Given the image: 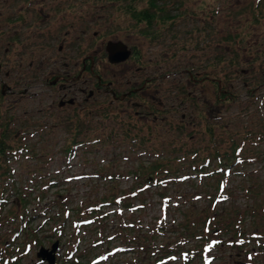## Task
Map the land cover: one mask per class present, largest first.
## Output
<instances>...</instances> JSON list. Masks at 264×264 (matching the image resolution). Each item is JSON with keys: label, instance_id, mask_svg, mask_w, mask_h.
I'll use <instances>...</instances> for the list:
<instances>
[{"label": "rangeland", "instance_id": "374dc122", "mask_svg": "<svg viewBox=\"0 0 264 264\" xmlns=\"http://www.w3.org/2000/svg\"><path fill=\"white\" fill-rule=\"evenodd\" d=\"M8 1L9 3L14 2L12 4L14 9L22 5L21 7L25 10L30 2L28 8H31L32 4L34 7L40 5L43 8V16L47 15L44 18L39 17V11L36 9L37 14L33 16V12L26 10L25 19L19 20L22 22L15 23L10 20L7 11H3L0 14V22L9 20L6 21V24L4 23V26H2L3 23L0 24V27H3V35L0 34L2 37H0V58L3 59L8 56L7 61L4 63V68L9 66L10 71L8 75H5L3 72L4 68H2L0 77L6 78L7 81L10 80L14 86H17L16 88L20 87L22 89L26 84L29 85L25 92L26 95H7L5 98H0V113L3 115L0 117V128L1 121L6 118L9 126L14 128L11 131L14 139L10 138L12 143L15 145L21 144V147H16L15 150L7 149V161L13 171L15 181L22 187V191L34 195L29 205L33 206V204L38 202L36 201L37 194L43 191V197L38 203L43 204L44 201H47V205L50 206V210H46V212L43 211L42 207L33 209L32 212H35V215L32 223L34 224L36 221L42 220L47 213L52 212L54 214V211L58 209V204H54L58 203L57 201H49L56 196L58 191L68 192V199L76 202L80 197L88 196V194L93 195L98 192H105L109 188H113V184H116V187H120L122 191L129 189L130 185L135 183L134 168L140 167L142 164L149 166L150 158L160 154V151L164 154L173 155L176 154V151L181 146L187 150L193 148L199 151L201 155L210 156V160H208L210 163L208 164L209 169L214 168V166L217 168L219 161L216 154L223 153L226 150L231 151V136L229 134L234 131L237 136H240L244 130L243 120L251 124L256 119L253 126L257 127L263 118H261V115H264V94L261 90L264 89V84H261L262 88L255 89L258 98L250 102V104V95H248L247 89L249 85L256 83L254 77L257 75L255 74L258 66L257 60L250 62L248 57L242 58L243 56H240L237 60L234 58L235 60L231 61L226 57L225 61L217 62L219 67L217 70L215 69L217 68L216 64L207 63L215 56L228 53L227 51L223 52L221 49L223 44L228 49L229 43L233 44L232 38L226 37L224 39L221 37H224L223 34L228 30L231 32L239 31L243 37L248 36V40L255 39V37L260 35L264 38V18L260 24L254 21V23L244 26L241 14L236 16V13L232 11V8H236L238 2H240L239 5H248V3H254L256 0H183V3L178 4V8H181L186 3L195 9L193 15L190 16L192 19L189 17L188 22H184L185 18H183L178 24L176 22L173 24L179 31L178 33L186 36V31L189 32L190 27L197 22L198 12L201 9H203L205 14L204 23L211 22V27L216 31L209 34L208 32L206 33L204 41H200L204 46L192 47L190 45L191 47L187 49V55L185 56H188V60H193L192 63L194 62L197 68L204 63L206 67H210V71H217L216 73L227 72L230 75V86L233 85L231 92L227 93L231 94V98H221L219 103H214L213 99H211L212 107L208 111V117L201 112L203 109L201 99L198 100V98L190 97V95L186 97L188 95L187 92L191 88L195 89L194 94L197 96L199 87L197 85L185 86L187 75L178 73L175 75L176 73L172 72V77H169V80L167 79V82H163L162 85L168 83L170 84V86L167 84L169 87L172 86L171 88L174 91L171 99L176 111L171 116L169 115L166 121H161L164 122L162 125L150 120L149 117L146 119L139 118L138 115L136 116L127 111L121 112L116 116L112 115L109 118L102 117V113L99 112L100 109H97V107L95 109V106L90 118H85V114H78V123L82 122L89 126V122L86 119H90V125L93 128H88V131L91 129V134H95V124H103L105 128H117L121 132H124L129 126L128 129H131L132 132L137 130L141 133L145 142L139 140L133 142L127 140V138L122 139V134L118 133L119 135L114 134L113 137L96 139L91 147L85 146L86 142L77 143L71 158H66L63 151L65 150L64 146L71 138V134L77 131L76 128L78 126L75 125L77 122L75 123L74 120V117L77 116L74 113H64V108H62V111L59 109L56 104L57 96L47 93L49 90L48 84L41 79L40 74L47 72L46 69L52 64L50 62L54 59L53 57L58 56L56 57L58 62H62L64 59L72 62L83 53V50L85 51L91 46L94 47L101 40V33L109 36L119 33L121 37L126 38L131 43L142 40L144 43L142 48H145L148 53L152 46L149 42V45H147L145 40L151 39L150 42L154 45L159 41L154 39L156 37L152 38L144 34L142 32L144 26L141 27L139 23L132 26L131 23L134 17L124 11V8L121 7L122 2L118 3L116 0H0V7L3 9ZM209 1L217 2L215 11H208V7L204 6V3L211 4ZM80 10H82V14L85 13L82 17L79 16ZM242 10L244 11V9ZM89 16L93 19L89 20ZM35 17H38L40 21L39 25L37 24L38 30L35 35L31 36L28 34L29 37L26 38L27 34L24 32L29 26L34 28V24H30L34 22L33 18ZM261 17H264V13ZM84 23H87V32L83 33V38L79 34L78 29ZM14 26H17L21 31L20 37L16 35L15 38H12ZM184 26L186 29H182ZM67 27H72L71 30L73 32L69 33V36L72 37L70 39L66 38L65 44L58 49L61 34L65 32ZM53 29L58 33L56 37L51 36V33H55L52 31ZM96 29H98V33L101 36L93 35L91 31ZM75 34L77 37H75ZM36 35L38 37H35ZM192 38V40H195L197 34ZM166 42L167 39L164 40L165 44ZM261 46L258 45V48H260L259 52H261L260 54H262L264 59V45L263 47ZM5 53L7 56H3ZM229 54H232V50H230ZM42 57L45 67L42 68L43 66H41L39 68L42 64L40 63ZM252 59L254 58L252 57ZM28 60H32L33 65H30ZM176 65L179 64L176 63ZM29 82H36V84L30 85ZM208 82V80L204 81L205 84L210 85ZM180 84H183V89ZM210 95L212 96L211 93ZM181 97H185L186 100L183 103H187L186 106H180L182 104ZM96 98L93 102L94 104H100L101 99H104L100 95L96 96ZM51 102L55 103V105L52 103L55 107L50 105ZM133 107V105L129 104L131 111ZM181 112H185L186 117L183 118ZM185 118L188 120L187 122H185ZM206 124L213 125L219 136H213L212 134V137H210ZM164 127L168 129H164ZM253 138H256L255 141H246L245 149L248 151L250 148L252 150L257 148L260 153L256 154V157H250L251 161L247 163L244 169H240V166H238L240 163H237L238 165L236 163L228 165L229 169L223 170L225 173L222 174V181L224 182L222 190H217L215 186L216 178L220 175L218 172H214V175H211L198 174L195 171H191L189 176L186 173L190 172L188 167H190L191 161H189L187 155L183 158H172L170 156L168 163L172 165L171 168L168 167L169 170L167 169L166 171L162 170V167V169H158L163 176L166 175L165 178L167 179L162 183L166 184L165 189L167 191L166 194L169 195L168 198L163 200L158 191L160 186L151 183V187L145 188L142 192L145 193L146 197L144 206L141 209L137 208L133 211L130 207L121 206L119 202H108L104 205V209L111 208L106 217L109 229L113 226L115 230H119L117 233L109 231L106 236L110 237V242L106 239L108 237H96L94 239L88 237L90 233L93 234L95 232L91 230L96 229H90L91 226L89 225L87 228H82L81 224L78 225L79 228L73 226L75 222L72 218L75 217L73 215L66 218L67 222L63 229L55 230L52 225V223H56L55 221L42 225L37 231L36 238L33 235L28 236V234H25L23 229L16 233L10 230L15 221L11 222L10 218L7 220L4 217L0 221V252L3 253V257H0V264L6 263L4 262L6 256L9 261L11 255H20L17 262L12 261V264H47V261L41 260L39 255L35 254V251L41 245H49L50 247L55 239H57L59 245L58 247L56 246V254L59 258L57 264H61L65 257L73 258L75 254L80 253V249L84 251V254L80 256L81 259L86 258L85 264H123L126 261H135L133 264H234L237 261L235 259H241L243 264L246 258L251 261V264H264V250L258 248L259 244L256 241L251 238L245 243V247L238 248L229 244L228 237L231 235L228 233L229 231L221 235V242L218 241V237H220L218 234L216 235L212 231L207 232L210 236L207 240H215L213 247L207 248L205 254L207 259L200 257L198 253L194 256L195 258L191 263H185L183 258L185 246H194V243L198 246L199 237L192 235L189 230L202 228L201 218L205 213L208 212L215 216L217 215V217L222 213V216L226 217L230 206H238L239 208H245L244 212L246 215L244 219H247L246 222H249L250 225L252 224V218L257 216L249 212L248 208H253L252 204L258 200L264 204V139L258 137L257 133H254ZM97 166L106 168L116 166L115 169L120 170V172L116 177L103 176L98 174ZM174 168L176 169L173 170ZM250 179L253 182L258 180L260 188L258 186L257 188L261 191L260 193H257L258 190L255 187L251 189L253 193H250V190L246 191L245 186L246 183L251 181ZM10 180L8 175L0 171V190L3 188L1 197H4L3 200L5 199L0 205V214L2 215L8 211L16 194L9 185ZM144 183L148 185L149 181H144ZM135 202L138 203L139 201L135 199ZM164 205L167 206L165 209ZM262 210H264L263 207L255 209L257 213ZM131 216L133 226L130 229H127V227L119 229L121 223L130 222V219L127 218H131ZM159 216H164V220L167 221V228H170L169 224L171 222L176 228L174 231L165 230L163 236H159V238L166 237V239L170 238L173 240L175 237L176 244L182 243L183 245H179V252L176 250L173 253H169L170 256L165 255L160 261H156L153 258V252L146 253L145 249H140L139 238H142L143 229L145 233L152 230L151 227L155 226L156 219L160 218ZM193 218H196L195 223L191 224L194 226H189L188 219L192 220ZM138 220L141 221V224L143 223V226H140L141 229L136 224ZM76 229L80 231L81 236L84 230L86 231L81 238L79 248L70 247V245L74 244L72 237L75 235L76 232L74 230ZM134 234L137 240L135 238L129 239ZM178 235H182V237ZM12 238L15 240L14 247H12L10 252L5 240ZM207 240L204 242H207ZM200 245L202 244L200 243ZM106 249H108L109 253L104 257H100V254Z\"/></svg>", "mask_w": 264, "mask_h": 264}, {"label": "trees", "instance_id": "16d2710c", "mask_svg": "<svg viewBox=\"0 0 264 264\" xmlns=\"http://www.w3.org/2000/svg\"><path fill=\"white\" fill-rule=\"evenodd\" d=\"M116 1H118V3L122 2L121 7L124 8V11L127 12L130 16L134 17V20L132 19L131 25L135 26L137 25V23H139L141 27L144 26L142 32L144 34H147L148 36H151L152 38H154V36L157 37L159 35H164L165 37H167L165 32H168V31L170 32V38H173L175 35L181 37L182 36L181 33H178L179 31L177 30V28H175V25L173 24L175 22L179 23V21H181L183 18H185L184 22L185 21L188 22L189 17L193 15V12L195 9V8H192L191 6H188V4L186 3H184V5L181 6V8H178V4L183 3V0H116ZM209 2H211V4L204 3V6L208 7V11H211V10L215 11L216 10L215 5L217 4V2H214V3L212 1H209ZM239 3L240 2H238L236 8H232V11L233 13H236L235 14L236 16L238 14H241L242 20L244 21V24H243L244 26H246L249 23L252 24L254 23V21L259 22V24L262 22L261 20L264 18V17H261V15L264 13V0H256L254 3L252 2L248 3V5H245V4L239 5ZM242 9H244V11ZM198 13H199L198 14L199 16L197 18V22L190 27L189 32L186 31V36L182 39L183 42L185 43L187 42V44L189 46L191 45L192 47L204 46L203 43L202 44L200 43V41L201 40L204 41V37H206L207 35L206 33L208 32L209 34L210 32H216L215 29L213 30V27H211L212 26L211 22H207V24L204 23L203 19H204L205 14L203 13V9H201ZM190 18L192 19V17ZM153 19H155L157 22L154 23ZM198 20H201V21H198ZM182 29H186V27L184 26V28ZM204 30H206V32H204ZM196 34H197V38H195V40H192L193 39L192 37L196 36ZM223 35L224 37L223 36L221 37L224 39L226 37L232 38L233 44L229 43L230 45L229 49L224 44L221 46L222 51L223 52L227 51L228 53L227 54L222 53L219 56H215L207 63H211L212 65H214V64H217V62L219 63L221 61H225L227 58L228 60L233 61L235 59L237 60L240 56L241 57L243 56L242 58L248 57L249 58L248 60L250 62L257 60L258 66H257V69L255 70V74L257 75L254 77L256 79V83L254 84L252 83L247 88L248 95H250V98H249V104H250V102H253V100L255 101V99L258 98L255 92V89L261 87V84H264V69H263L264 59H263L262 54H260L261 52H259L260 48H258V45H262L261 47H263L264 38L261 37L260 35L259 37H255V39L253 38L252 40L251 39L248 40V36L243 37L239 31L231 32L229 30L226 31ZM164 36L161 38H164ZM176 40H174L173 38L171 42L177 43ZM177 45L179 46L178 43ZM183 47L185 48L186 45H183ZM230 50H232L233 55L229 54ZM252 57L254 59H252ZM177 60L179 59H176V57H173V60H172L173 64H175ZM192 61L193 60H188L189 66L190 65L195 66L194 62L192 63ZM209 72H210V75L213 77L212 81L215 84V86H217L218 81H219V84L221 86V90L219 93L220 97L222 99L231 98V94H227L228 92L229 93L231 92V88L233 86V85L230 86V82H229L230 75L224 71H222L221 73H216L217 71L209 70ZM261 91L264 94V89ZM2 116L3 115L0 113V117ZM262 117L264 118V115H261V118ZM263 118L261 119L260 123H258L257 127L253 126L254 122H256V119H254V122H252L251 124H248L246 123L247 122L246 120H243L244 130L242 131V134L240 136H237L234 131L229 134V136H231L230 137L231 151L226 150L223 153L216 154L218 157V161H219V163H217V166H218L217 168H215L214 166V168L209 169L208 164L210 163L208 160H210V156L204 155V154L201 155L199 151L193 148L190 150H187L185 147L182 148L181 146V148L178 149V151H176V154H173V155L164 154V153H161L160 151L159 152L160 154H157L153 158H150L149 163H148L149 166H144L142 164L140 165V167L138 166L134 168L133 175L135 176V183L130 185L129 189L122 191L120 187H116L117 185L113 184L114 187L109 188V190L105 192H100V193L98 192L97 194H93V195L88 194V196L80 197V199H78L76 202H73L70 199H68L69 198L68 192L58 191L56 193V196L49 200L51 202L57 201L58 203H54V204L55 205L58 204V209L54 211V214H52V212L47 213V215H45L42 220L36 221L35 224L32 223L33 217L35 215L34 214L35 212H32L33 209H36L37 207L39 208L42 207L43 211L46 212V210L47 211L50 210V206L47 205L48 203L47 201H44L43 204L38 203L41 201L43 197V193H44L43 191L37 194L36 201L38 202L33 204V206H30L29 204L31 203V199L33 198L34 195L31 194L32 195L31 196L29 192L27 193L23 192L22 187L19 184H17V181H15L14 176H13V171L11 170L10 164H8L9 162L7 161L8 153L6 152H8L7 150L8 148L9 150L12 151V150H15L16 147L17 148L21 147V144L15 145L12 143L10 138L14 139L13 133L11 132L14 130V128L9 126L7 122L8 120L4 118L1 121V128H0V171H2L3 174H6L8 175V177H10L11 180L9 181L10 183L9 185L11 186L12 190L16 194L14 195V198L11 201L12 205H10L8 211L5 214H3L4 216L0 214V221H2L4 217L7 220L8 218H10L11 222L15 221V224L12 225V227H10V230L16 233L17 231L23 229V231H25V234H28V236L33 235L36 238L38 234L37 231L39 228L42 227V225L47 224V223L50 224L51 223L50 221L52 222L55 221L56 223H52L53 228L55 230H58L59 228L63 229L64 225L67 222L66 218H68V216L70 215L71 216L73 215L75 216V217H72L75 221L73 223V226L79 228L77 224L80 223L82 228H87V226L89 225L91 226L90 229L98 230V231L91 230L95 232L93 234L90 233L88 237H91V239H94L96 237H100V238L108 237L106 239L108 240V242H110L111 241L110 237L106 235L109 233V231L117 233V231L119 230H115L114 229L115 227L113 228V226H111V229H109L108 219L107 220L104 219L107 213L104 214L105 212H102L104 211L102 209L104 203L119 202L125 206L126 205L128 206V205H133L136 199L139 201L138 202L139 204L136 205V207L141 209L144 206V200L146 197L145 193H142V192L145 190V188H149V186L151 187V182L153 183V181L155 182V184L157 183V185L160 186L159 193L165 196L167 192L165 189L166 184L162 182H165L166 181L165 179L167 178H165L166 175L163 176L162 172L160 173L158 169L162 167L163 169L162 168L161 169L166 171L168 167L171 168L172 165L168 163L170 160L169 159L170 156L172 158L173 157L183 158L184 156L187 155V158L189 159V161H191V165L190 167H188V170L190 172H187L186 175L190 176L191 171H195L198 174L205 173V174H211V175H214V172L215 173L218 172V174L220 175L217 176L216 178L215 186L217 190L218 189L222 190L223 185H224V182L222 181V174L225 173L223 170L229 169L228 165H230L231 163H236V164L240 163V165L238 164L237 165L240 166V169H244L246 168L247 163L251 161L249 158L256 157V154L260 153V150H258L257 148L253 150L250 148L248 151H246L245 148H246V143H247L246 141H250V142L255 141L256 138H253L254 133H257L258 137L264 139V119ZM81 123L77 122L75 124L78 126L76 128L77 131L76 132L74 131V133L71 134V138L67 141V143L64 146L65 150L63 151H64V154L66 155V158H71V155L76 148L75 142L85 143V139L87 138L85 127L87 126L84 123L82 124ZM95 127H97L100 134H96L95 132L94 134L95 137L92 138V143L95 142L96 139L98 140V139L106 138L109 136L113 137L114 134H118V133L122 134L121 136L122 139L127 138V140H130L133 142L138 141V140L145 142V139L142 137V134L139 133L137 130L136 131L134 130L135 132H132L131 129L127 128L124 132H121L117 128L116 129H114L113 127L105 128L103 124H95L94 128ZM207 129H209L210 131L213 130L211 125H208ZM235 131H239V130H235ZM212 134H209V136L212 137ZM217 136H219V133L217 134ZM189 153L190 155H188ZM109 167L106 168V167L97 166L96 169H97L98 174L100 175H103V176L109 175L110 177H116V175H118L120 170L115 169L116 166L115 167L109 166ZM175 169L176 168H174L173 170ZM235 169L239 170L237 168ZM250 180H251L250 182L246 183L245 187H246V191L250 190L249 192L253 193L251 189L255 187L258 190L257 186L259 188L260 186L258 185V180L256 182H253L252 179ZM144 181H149L148 185H146ZM2 191H3V188H1L0 190V205L5 200V199L3 200L4 197L3 198L1 197V195L3 194L1 193ZM260 192H261L260 190L257 191V193H260ZM252 206L253 208L251 207L248 208V211L252 212L253 215L255 214L257 216L252 218L251 225L249 222L248 223L246 222L247 219L246 220L244 219L246 215L244 212L245 208H239L238 206L237 207L230 206V208L228 209L229 214L227 213L226 217L222 216V213H221L222 211L218 212V213H221L218 217L217 215L215 216L214 214H211L208 212L205 213V215L201 218L202 228L201 229L194 228V229L189 230V232L192 235L199 237V240H198L199 242H198V246L196 245V243H194L195 244L194 246H189V245L185 246L184 248L185 255L183 254L184 262L191 263L192 260H194L195 258L194 256L197 255V253L200 257L206 256L205 254L207 252V248L208 249L212 248L213 247L212 245L215 242L214 239L207 240V238L210 237L207 232H210V231L220 236L218 237L219 242L222 241L221 235L224 234L226 231H229L228 233L231 234L230 237H228L229 244L237 246L238 248L243 247L244 245H246L245 243H247L249 239L252 238L254 241L257 242V244H259L258 248H261V250H264V210L259 211L258 212L259 215L255 211V209H258V208L259 209L262 207L264 208V204L263 202L258 200L254 204H252ZM80 219L84 220L82 221L83 223L80 222ZM129 221L130 222L132 221V223L123 222L119 225V229L123 227H127V229H130L133 226L132 216ZM195 221H196V218H193L192 220L188 219V225L194 226L191 224H194ZM166 222L167 221L163 219L161 220V222L157 224L155 223V226L151 227L152 230H149V232L147 233H145L143 229L142 238H139L140 239L139 243L141 245L140 249L141 248L145 249L146 253L153 252V255H154L153 258L156 259V261H160V259L164 257L165 255L170 256L169 253H173L176 250L177 252H179L180 250L179 245L180 244L183 245L182 243L176 244L175 237L173 240L170 238L166 239V237L159 238V236H163V233L165 230L174 231L176 229L175 226H173L172 222L171 224H169L170 228H167ZM136 224L138 225L139 228L140 226H143V223L141 224V221H139L138 223L136 222ZM77 229L75 230L76 232L75 235L72 237L74 244L70 245V247H73V246L80 247L81 238L84 236V233L86 232L84 230V233L81 236L80 231H77ZM135 236L136 235L134 234L132 237H129V239L131 238L134 239ZM156 236L157 238H155ZM178 236L182 237V235H178ZM14 240H15L14 238L10 240H5V244L7 243L10 245V248H9L10 252L12 251V247H14L13 245ZM206 240L207 242H204ZM200 243L202 245H200ZM79 251L80 253H77L76 255H74V258L70 257L69 259V257H65L61 264H85L84 262L86 261V258L81 259V256H80L84 254V251L81 249ZM70 252H71V249H70ZM19 257L20 255L19 256L14 255L11 259H9V261L8 259H6L5 264H12V261L17 262ZM205 258L207 259V257ZM58 259L59 258L57 257L56 263L58 262ZM235 260L237 261L234 262V264L241 263V259L240 260L235 259ZM134 262L126 261L123 264H133ZM245 263L251 264V261L247 260L246 258L244 259L243 264Z\"/></svg>", "mask_w": 264, "mask_h": 264}, {"label": "flooded vegetation", "instance_id": "af4514ba", "mask_svg": "<svg viewBox=\"0 0 264 264\" xmlns=\"http://www.w3.org/2000/svg\"><path fill=\"white\" fill-rule=\"evenodd\" d=\"M13 3L14 2L9 3L8 1L7 4L4 5L3 9L0 7V14L3 11H7V15L9 16L10 20L15 23L22 22L19 20L25 19L27 13L26 10L33 12L32 14L34 16L37 14V9L39 11V17L41 16L42 18H44L47 16H43V8L40 5H36L34 7L32 4V7L28 8L31 3L30 2L29 5L26 6V9L23 10V8L21 7L22 5H19L14 9L12 5ZM81 11L82 10L79 11L80 17L85 14H82ZM88 19L92 20L93 18L89 16ZM6 21H2L0 22V24L3 23L2 26H4L6 24ZM33 21L34 22H32V24L30 25L34 24V28H31V26H29L24 32L27 34L25 36L26 38L29 37L28 34H30L31 36L35 35L38 30L37 24L40 22L38 17L33 18ZM153 22L156 23L157 21L153 19ZM2 28L0 27L1 35H3ZM86 28L87 23H84L78 29L79 34H81L83 38V35L87 32ZM71 29L72 27H67L65 28V32L61 34L58 49L62 48L63 44H65L66 38L70 39L72 37L69 36V33L73 32V30ZM52 31H54L55 33H51V36L56 37L58 33L55 31V29H53ZM91 32L94 36L102 35L100 38L101 40L98 41L94 47L91 46L90 48H87V50H83V53L77 56L72 62H69L66 59H64L62 62H58L56 60V57L58 56H54V59L50 62L52 64L49 66V68L46 69L47 72H43L40 74L41 79L46 84H48L47 86L49 87V90L47 93H52V95L57 96L56 104L58 105L59 109L62 111V108H64V113H74L77 116L74 117L75 123L77 122V120H79L78 114H85V118H90L94 110L93 107L95 106V109L96 107L97 109H100L99 112L102 113V117L109 118L112 115L116 116L121 112L124 113L127 111L136 116L138 115L139 118L146 119L149 117L150 120L158 122L160 123V125L164 124V122L161 121H166L169 118V115L171 116V114L176 111V108L174 107L173 101L171 99L174 91L171 88L172 86L169 87L170 84L168 83L167 84L169 86L167 84V86L162 85L163 82H167V79L169 80V77H172V72H175V75H177V73L188 75V78L185 80L186 84L184 83L185 86L197 85V87H199V90H197V96L196 94H194L195 89L190 87L191 90L187 92L188 95L186 97H189L190 95V97H196L198 98V100L201 99L203 108L202 111L206 116H208V111L212 107V103H210L211 99H213L214 103L220 102L221 97L219 93L221 90V86L219 84V81L217 86H215V84L213 83V77L209 72L210 67H206L204 63L201 65V67L199 66L198 68L197 66L188 65V56L186 57L185 55H187V48H189L190 46L187 44V42L185 43L182 41L185 36L182 35L180 37L175 35L173 37L174 40L177 39L176 41L179 46L177 45V43L171 42L173 38H170L169 31L165 32L167 37H165L164 35H159L157 37L154 36L156 37L154 39L156 41H159L156 45L150 42L151 39H147L145 40L147 41V45H149V42L152 46V49L149 50L148 53L145 48H142L144 44L142 40L131 43L127 41L126 38L121 37L119 33H115L114 35L112 34V36H109L108 34L103 35L102 33L100 35L98 33V29L92 30ZM12 33V38H15L16 35L20 37L19 35L21 34V31L17 26H14ZM77 35L75 34V37H77ZM163 36L164 38H161ZM35 37H38V35H36ZM166 38L167 42L165 44L164 40ZM112 39L114 42L118 43L117 45L119 48H129V51L125 57L119 59H110L108 57L109 50L107 49V43ZM123 42L124 45L121 44ZM183 45H186V47L184 48ZM3 56H7L6 53ZM7 57H4V60L0 58V70L4 68V63L7 61ZM173 57H176V59L180 60L176 61V63H178L179 65H176V63L173 64ZM42 59L43 57L40 60V63L42 64L39 66V68H41V66H43L42 68L45 67V63ZM28 63L30 65H33L32 60H28ZM8 67L4 68L3 70L5 75H8L10 72ZM218 68L219 67L217 65V68L215 69L217 70ZM205 80H208V83H210V85L205 84ZM31 84H36V82L30 83V85ZM16 87L17 86H14L10 80L7 81L6 78L1 76L0 98H5L7 95H26L25 92L29 85L26 84L22 89H20V87ZM180 87L183 89V84H180ZM210 93L212 94V96L210 95ZM99 95L104 99H101L100 104H94V100L97 99L96 96ZM185 100V97H181L182 104H180V106L187 105V103H183ZM52 103L55 105L54 102H51V106L53 105ZM129 104L134 106L132 108V111L129 108ZM181 116L183 118L186 117L185 112H181ZM86 120L89 122V126L85 127L87 136L85 142L86 146L88 145L89 147H91L92 138H94L95 135L90 133V130L93 128V126L90 125V119ZM184 120H186V118ZM187 121L188 120H186L185 122ZM208 125L210 124H206V127ZM90 127L91 129L88 131V128ZM213 127L214 126L212 125V131L207 129L209 130L208 135L213 133V136H215L218 134V131ZM95 128L96 134H100L97 127ZM164 129L168 128L164 127Z\"/></svg>", "mask_w": 264, "mask_h": 264}, {"label": "water", "instance_id": "95a60500", "mask_svg": "<svg viewBox=\"0 0 264 264\" xmlns=\"http://www.w3.org/2000/svg\"><path fill=\"white\" fill-rule=\"evenodd\" d=\"M117 44L118 43L114 42L113 39L107 43V49L109 50L108 57L110 59H113V58L119 59V58L125 57L129 51V48L127 47L119 48ZM121 44L124 45V42ZM56 246H58L57 239H55L52 242V245H50V247L49 245L48 246L46 245L38 246L36 250V255L39 254V256H41L42 259H46L48 264H53L55 261V256H56L55 254Z\"/></svg>", "mask_w": 264, "mask_h": 264}]
</instances>
